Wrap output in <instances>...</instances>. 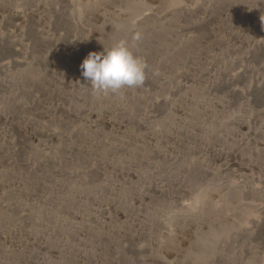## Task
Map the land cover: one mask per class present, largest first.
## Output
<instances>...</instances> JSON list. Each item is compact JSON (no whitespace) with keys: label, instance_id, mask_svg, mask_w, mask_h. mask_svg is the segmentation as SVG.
<instances>
[{"label":"rangeland","instance_id":"374dc122","mask_svg":"<svg viewBox=\"0 0 264 264\" xmlns=\"http://www.w3.org/2000/svg\"><path fill=\"white\" fill-rule=\"evenodd\" d=\"M262 84L264 0H0V264H264Z\"/></svg>","mask_w":264,"mask_h":264},{"label":"clouds","instance_id":"9594fccd","mask_svg":"<svg viewBox=\"0 0 264 264\" xmlns=\"http://www.w3.org/2000/svg\"><path fill=\"white\" fill-rule=\"evenodd\" d=\"M80 76L94 91L117 92L138 87L145 80V66L123 42L100 51H89L79 64Z\"/></svg>","mask_w":264,"mask_h":264},{"label":"bare ground","instance_id":"6f19581e","mask_svg":"<svg viewBox=\"0 0 264 264\" xmlns=\"http://www.w3.org/2000/svg\"><path fill=\"white\" fill-rule=\"evenodd\" d=\"M193 9V8H192ZM10 14H13V15H16V17L17 16H20L21 15V12H19V11H17V10H11L10 11ZM239 38V37H238ZM241 40V39H240ZM260 84V83H259ZM258 87H262L263 89H264V84H262V85H258ZM94 114V113H93ZM93 116V115H92ZM239 119H240V117H238ZM244 118V117H243ZM102 119H104V118H102ZM106 119V121L108 122V123H110V122H112L111 121V119L110 118H105ZM237 119V118H236ZM238 120V119H237ZM236 120V121H237ZM238 121H240V120H238ZM244 121V120H243ZM243 121H242V119H241V121L240 122H238V123H240V124H243ZM123 122H126V121H123ZM128 123V122H127ZM127 123L126 124H124V123H118V126L119 127H121V126H124V127H126V125H127ZM240 140V139H239ZM118 148V147H117ZM121 148V147H120ZM135 172V171H134ZM134 172H132V174H134ZM93 264H97V262H95V263H93Z\"/></svg>","mask_w":264,"mask_h":264}]
</instances>
